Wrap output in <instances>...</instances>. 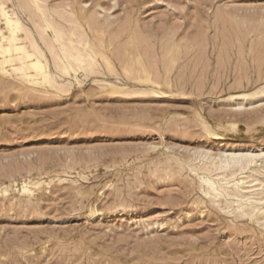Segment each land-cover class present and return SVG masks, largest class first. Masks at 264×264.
Listing matches in <instances>:
<instances>
[{"label": "rangeland", "instance_id": "1", "mask_svg": "<svg viewBox=\"0 0 264 264\" xmlns=\"http://www.w3.org/2000/svg\"><path fill=\"white\" fill-rule=\"evenodd\" d=\"M0 6V264H264V0Z\"/></svg>", "mask_w": 264, "mask_h": 264}, {"label": "bare ground", "instance_id": "2", "mask_svg": "<svg viewBox=\"0 0 264 264\" xmlns=\"http://www.w3.org/2000/svg\"><path fill=\"white\" fill-rule=\"evenodd\" d=\"M37 3H38V1H37ZM2 4H5V3H2ZM2 4H1V6H2ZM37 5V4H36ZM0 6V7H1ZM38 7H40V5H37ZM41 8V7H40ZM39 8V9H40ZM2 11H3V13L6 15V17H7V19H8V21L10 22V26H12V28H11V32H12V35L10 36V41L9 42H11V44H9V46H3L1 43H0V53H2V55L4 54H7V53H9V52H11V51H19V50H21L22 52V54L21 55H18V54H16L15 56H19V57H15V59L17 60V58H18V60L19 59H24V58H33L32 56L34 55V54H38V56H37V58L36 59H30V60H28V61H26V62H24L23 64L21 63V67H23L24 69L25 68H30V69H28V71L29 70H31V69H33V70H35L34 72L36 73H38V74H40V73H45V75H48L49 73H47V71H46V65L48 64H45L44 62H46V60L43 62L42 61V58H41V56L42 57H44L43 56V53H42V50L39 48V45H38V43L36 42V41H34V40H32L33 41V46H34V48H35V51H36V53H31V52H29L28 50H26L25 49V46H23V45H19L17 42H18V37H17V34H16V32L17 31H19L22 27H23V25L25 24V23H23L22 21H21V18H20V16L18 15V13L17 12H14L15 14H14V16H15V18H11V17H9V15H8V12H7V10L5 9V7H3L2 9H1ZM10 15H12V14H10ZM45 16V15H44ZM46 17H48V16H46ZM45 17V18H46ZM47 20V19H46ZM48 20H49V18H48ZM23 23V24H22ZM48 24H49V21H48ZM39 25V24H38ZM49 25H52L51 23L49 24ZM26 25H24V27H25ZM41 27V26H40ZM42 28V27H41ZM59 29V28H58ZM56 30V29H55ZM27 31V30H26ZM29 31V30H28ZM62 31V30H61ZM56 32V31H55ZM18 33V32H17ZM28 33V32H27ZM42 34L44 35V32H42ZM56 34V33H55ZM59 34H61V33H59ZM33 35V34H32ZM32 35H30L29 33H28V37L29 38H31V36ZM41 36L42 38L43 37H46V36ZM64 35V34H63ZM63 35H61V36H63ZM4 36V35H3ZM58 36V35H57ZM56 36V37H57ZM65 36V38H66V35H64ZM4 37H6V36H4ZM9 38V37H8ZM59 39H63V38H58V40ZM8 40V39H7ZM43 40H45V39H43ZM57 40V41H58ZM17 41V42H16ZM20 41V40H19ZM38 41V40H37ZM47 42H49L48 41V39L46 40ZM63 41H64V43H66L65 42V39H63ZM63 41H62V43H63ZM0 42H2V41H0ZM45 42V41H44ZM51 42V41H50ZM60 42V41H59ZM68 42V41H67ZM61 42H60V44H62ZM63 43V44H64ZM69 43V42H68ZM51 44L52 43H48V45H49V48L51 49L52 47H50L51 46ZM62 44V46H64ZM67 44V43H66ZM53 45V44H52ZM73 45H75V44H70V46L71 47H73ZM62 46H60V47H62ZM67 46H69L68 44H67ZM54 47V46H53ZM65 47V46H64ZM71 47H69L70 49L69 50H71L72 48ZM77 47V46H76ZM64 49V48H63ZM77 49H78V47H77ZM53 51L55 50V49H52ZM72 51V50H71ZM71 51H69V52H71ZM63 52L65 53V55L66 56H69L68 58V61H70V56L71 55H69L68 54V50H66V48L63 50ZM76 52H78V50H76ZM15 53V52H14ZM53 53V52H52ZM56 53H57V51H55V55H56ZM72 53H73V51H72ZM71 53V54H72ZM79 53H80V51L78 52V55H79ZM10 54V53H9ZM13 54V53H12ZM53 54V55H54ZM58 54V53H57ZM39 55H41V56H39ZM73 55H74V53H73ZM80 56V55H79ZM83 56V55H82ZM2 57V56H1ZM9 57V56H8ZM10 57H11V55H10ZM13 57V56H12ZM57 57V56H56ZM76 57H77V55H76ZM81 57V56H80ZM4 58V57H3ZM54 58H55V56H54ZM13 59V58H12ZM14 59V60H15ZM56 59V58H55ZM57 59H59V61H61L60 60V57L59 58H57ZM77 60V59H76ZM0 61H3V60H0ZM6 61V60H5ZM8 61H9V59H8ZM7 61V62H8ZM12 62V61H11ZM56 62H58L57 60H56ZM71 63H74V62H72V61H70ZM58 63H60V62H58ZM61 63H63V62H61ZM78 64V63H77ZM76 64V65H77ZM60 65H64V63L63 64H60ZM71 65H75V64H71ZM85 65V64H84ZM57 67H61V66H57ZM23 69V70H24ZM49 69V68H48ZM47 69V70H48ZM59 69V68H58ZM63 69V70H62ZM67 70V69H66ZM65 70V71H66ZM60 71H64V68L62 67V68H60ZM29 73V72H28ZM37 73H36V75H37ZM30 77L32 76V75H29ZM48 76H50V75H48ZM48 76H47V79H48ZM36 78V77H35ZM44 78V77H43ZM49 81V80H48ZM262 155H264V153L262 154ZM222 158L224 157L223 155L221 156ZM258 157L260 158V157H262L261 156V153H253V154H251V153H249V154H247V155H244V154H237V153H231V154H227V155H225V158L222 160V158H221V160H222V162H221V165H218V166H220L221 167V169H223V167H227L228 168V166L230 167L231 166V164H239V166H240V168H239V170H241V169H244V168H248V166H251V164L253 165L255 162L257 163V160H259L258 159ZM264 157H262L261 159H263ZM214 160V159H213ZM205 165V164H204ZM217 166V167H218ZM238 166V167H239ZM232 167H234V166H232ZM232 167H230V168H232ZM252 167V166H251ZM203 168H204V166H203ZM229 168V169H230ZM205 169H206V165H205ZM218 169H219V167H218ZM224 169H226V168H224ZM238 170V171H239ZM210 171V170H209ZM244 172V171H243ZM210 179V178H209ZM214 180V179H213ZM213 180H212V186L211 185H209V186H211L212 187V189H214L213 188V185H214V182H213ZM206 181H207V178H206ZM215 182H216V180H215ZM217 189V188H216ZM215 190V189H214ZM218 190V189H217ZM243 197H244V195H243Z\"/></svg>", "mask_w": 264, "mask_h": 264}]
</instances>
